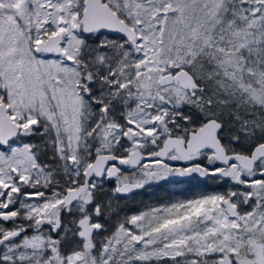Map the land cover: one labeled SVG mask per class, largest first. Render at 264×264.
Here are the masks:
<instances>
[{
  "label": "snow or ice",
  "instance_id": "6c2138e0",
  "mask_svg": "<svg viewBox=\"0 0 264 264\" xmlns=\"http://www.w3.org/2000/svg\"><path fill=\"white\" fill-rule=\"evenodd\" d=\"M0 264H264V0H0Z\"/></svg>",
  "mask_w": 264,
  "mask_h": 264
},
{
  "label": "rangeland",
  "instance_id": "374dc122",
  "mask_svg": "<svg viewBox=\"0 0 264 264\" xmlns=\"http://www.w3.org/2000/svg\"><path fill=\"white\" fill-rule=\"evenodd\" d=\"M193 183H195V182H193ZM183 187H186V185L181 184V185L178 186V189H179V188H183ZM178 189H177V190H178Z\"/></svg>",
  "mask_w": 264,
  "mask_h": 264
}]
</instances>
